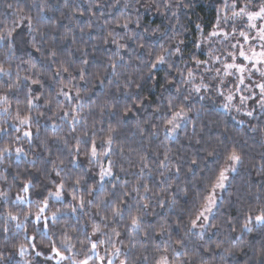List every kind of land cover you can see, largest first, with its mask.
Segmentation results:
<instances>
[{
    "label": "clouds",
    "instance_id": "1",
    "mask_svg": "<svg viewBox=\"0 0 264 264\" xmlns=\"http://www.w3.org/2000/svg\"><path fill=\"white\" fill-rule=\"evenodd\" d=\"M234 2L23 0L28 9L23 16L33 19L27 43L17 50L0 41L3 79L21 89L18 99L0 102V128L6 130L0 136H8L9 128L22 131L25 125L15 121L17 108L30 112L35 142L23 136L16 140V131L9 137L12 144L27 146L23 166L17 156L19 179L38 174L34 191H55L54 175L56 182L63 180L65 192L85 200L76 213L70 210L71 199L49 207V214L57 208L65 213L53 223L50 239L59 243L67 229L79 249L82 230L90 231V224L99 221L103 232L118 228L123 234V243L113 240L128 264H154L157 248L167 249L172 264H264V221L255 220L264 211V106L241 102L222 68L239 39L233 26L242 27L244 21L243 14L233 17ZM241 2L255 7L264 0ZM20 3L0 0V29L10 26L6 13L16 17ZM213 7L216 14L220 9L221 22L211 31L223 30L227 36L206 30ZM61 64L68 72L56 74ZM26 76L40 81L31 108L23 88L32 87ZM3 79L0 94L11 96ZM62 92L71 93V99ZM230 94L237 97L233 102L226 99ZM177 110L182 118L167 125ZM249 111L252 115L246 116ZM233 150L240 156L235 163L226 158ZM0 166L12 167V162L3 159ZM109 167L111 174L101 178ZM220 168L227 169L224 187L216 189L211 211L204 213L208 220L193 228L190 220L203 207ZM19 179L0 173V192L9 196ZM133 214L141 218L139 228L130 227ZM28 227L34 234L39 231L38 225ZM15 246L0 241V264L9 261V247Z\"/></svg>",
    "mask_w": 264,
    "mask_h": 264
},
{
    "label": "snow or ice",
    "instance_id": "2",
    "mask_svg": "<svg viewBox=\"0 0 264 264\" xmlns=\"http://www.w3.org/2000/svg\"><path fill=\"white\" fill-rule=\"evenodd\" d=\"M254 2L255 0H253V3ZM11 7L12 6L9 5V8ZM24 7H26V5H24ZM24 7H21L20 4H18L16 19L13 20V23L10 26L5 25L3 29H0V41H3L5 48L16 45L17 50H19V45L27 43L28 33L33 29V19L30 15L26 17L23 16ZM231 8L233 9V17H239L243 14L244 21L242 22V27L236 25L233 26V32L239 33V39L231 44L230 48L235 51H229L227 53L228 59L222 65L224 76L234 84L235 91L241 102H255L258 105L264 106V3L252 7L248 4L242 3L241 0H235L231 5ZM228 9L229 5L225 2L223 10L227 11ZM219 13L220 9H217L216 23L212 25L213 29L218 28V25L221 22ZM21 21L26 24V28L21 26ZM41 23H43V21H41ZM245 29H251L254 35L249 34V31ZM222 34L227 36V33L223 32V30L209 32V35L211 36H220ZM55 54L56 53H52V55ZM161 59V57H157L158 61ZM215 59L219 60V57H216ZM197 63L203 64L206 63V61L198 60ZM61 70L64 73L68 72V68L61 64L57 67L56 74H59ZM81 72H83V69H81ZM217 72L219 73L220 69H217ZM5 75H7L5 69L0 67V79H3ZM233 77H235V79H233ZM253 77H256V79H253ZM25 79L29 80V83L32 85V87H29L28 85L23 86L24 89H27L25 92L27 106L31 108L34 103L33 95L36 87H39L40 81L27 76ZM3 83L7 86L12 95L0 94V102L10 100L13 96L18 99V92L21 90L20 86L12 85L7 79H3ZM205 87H207V85H205ZM245 87L250 90L249 95H246L242 90ZM61 94L67 99H71V94L69 92H62ZM236 98V96L230 94L226 99L228 102H233ZM45 103H47V101H45ZM228 106V103L223 105L225 108H228ZM4 111H8V109L5 108ZM245 115L251 116L252 112H246ZM40 116L43 117L44 113L41 112ZM182 116V110L174 111L172 113V119L166 120L165 123L172 126L175 119L178 117L182 118ZM15 121L17 125L26 126L23 131H21L19 127L14 128V131L19 133L15 139L18 140L19 136H23L26 140L34 143L36 132L34 133L32 131L33 128L31 125L33 120L31 113L21 112L19 108H17ZM51 126L53 128L56 127L55 124H52ZM169 130L171 131V128ZM4 131L6 130L0 128V132ZM11 151H13L12 143H5L3 146H0V160L6 159V154ZM14 151L17 156H21L22 154L26 155L23 147L17 146ZM77 151H79L78 146ZM90 151L92 156L95 157L97 146L94 141L90 145ZM226 158L235 163L239 161L240 156L235 150H233L227 154ZM111 172L112 170L110 167L108 169H103L100 172V177L103 178L105 175H110ZM226 172L227 169L220 168L215 175L209 192L204 197L203 207L200 212L190 220L191 227H198L202 219L205 221L208 220L209 217L204 213L205 211H211V206L215 202L216 189L224 187L227 179ZM57 175L59 174L57 173ZM15 176L19 179L20 173L17 172ZM37 180L38 174L29 173L19 187L18 191L22 194H17L14 200L10 199L6 192H0V208L7 204L11 208L22 209V206L27 204L30 209L29 211L23 212V216L26 218L24 220L21 219L20 215L22 210L17 213L6 209L2 216H0V219L3 221V224L0 225V232L9 233L11 231L10 222H15V227L17 229L24 228L25 232L28 231L26 223L39 226V231L28 237V240L32 243H21L18 245L19 255L21 257L25 255L28 248H31L36 257L42 255L45 257L44 264H51L53 260L55 261V264H97V262H99V264H104L105 260L106 264H128L127 254H124L122 249L117 246V240H113V237H116L118 238L119 243H123V234L118 228H113L107 233L103 232L102 225L99 221L90 224V231L87 227L82 230L84 232V237L80 240L79 249H77L76 244L73 242L75 237H73L67 229L62 233V238L59 243L55 238L50 239L48 233L51 232L53 223L58 219H64L65 213L57 208L56 212L49 214V207L53 204H59L61 201L66 202L71 199L73 205L70 210L71 212L76 213L77 206L79 208H84L85 200L83 196L77 198L74 191L72 193L65 192L63 180H59V182H56L55 180L52 181L55 186V191L46 188L43 192H35L34 185ZM74 183L79 184V180L77 179ZM32 197L37 198L33 199ZM87 203L90 204L91 200ZM160 203L161 206L164 205L163 200H161ZM33 205L37 206L34 212L31 210ZM116 215H120V213L116 212ZM68 219L71 220V217H68ZM251 220L252 217L249 216L248 222H251ZM255 220L257 222L264 221V211H262L261 214L256 215ZM129 224L131 228H139L141 225V218L135 214L130 215ZM163 229V224L156 229L157 237L162 234ZM37 237H39V240H37ZM109 243L111 244V247L105 248V256H101L98 252V248ZM176 243L179 245L181 241L177 240ZM38 249H46V253L45 251ZM157 251L159 254L155 259L154 264H172L169 257L166 255V248L163 251L157 248ZM81 253H83V258H79ZM146 259L147 257H144V260ZM24 264H27V261H25ZM141 264H143V261H141Z\"/></svg>",
    "mask_w": 264,
    "mask_h": 264
},
{
    "label": "trees",
    "instance_id": "3",
    "mask_svg": "<svg viewBox=\"0 0 264 264\" xmlns=\"http://www.w3.org/2000/svg\"><path fill=\"white\" fill-rule=\"evenodd\" d=\"M219 2H222V0H218V3ZM24 3H23V0H21V3H20V6L21 7H24ZM87 5H83L82 6V9H86ZM24 11H28V9L26 7H24ZM201 15H204V12L202 11L201 12ZM215 16H216V8L213 7L212 9V23L209 24L207 26V31H211L212 29V25L215 24ZM6 19H7V22L9 23V25H11V22L13 19H16V17H13L11 12L9 13H6ZM86 20V17L84 18ZM146 19H150V18H146ZM155 23H158L159 22V18L157 17L156 20L154 21ZM21 26L25 27L26 28V24H24L23 21H21ZM4 79H7L6 77ZM37 91L39 90L38 89V86L36 87ZM71 94V93H70ZM13 100L16 99L15 96H13L12 98ZM26 128V126H23L22 128V131ZM32 131L35 133V129H32ZM42 132H43V129H42ZM14 133V129L12 128H9V135L8 136H0V146H3L5 143H11L9 137ZM24 147L26 148L27 146L23 143H15V144H12V147H13V151L9 152L6 154V159L9 161V162H12V167H7L5 168L4 166H0V173H2L4 176L7 177L8 180H12L13 176H15L16 174V169H17V164H16V161H17V155L14 151L15 147ZM25 157L24 156H20L19 157V164L20 166H23L24 165V162H25ZM27 178L25 176H22L21 179L19 180H16L14 181L16 187L13 188V190L10 192L9 194V198L14 200L16 195L17 194H22V193H19V187L21 186L23 180ZM53 180H57V178L53 175L52 177ZM51 187V185L49 186ZM33 199H36L37 197H32ZM12 210V211H15V212H20L21 210L23 211H28L29 210V206L28 205H23L22 206V209L21 208H11L9 205L5 204L2 208H0V216H2L3 212L5 210ZM35 210H33L34 212ZM3 224V221L2 219H0V225ZM29 225L31 224H27L26 223V227L28 228V231L25 232V229L24 228H20V229H17L15 227V222H10V228H11V231L9 233H4V232H0V241L2 242H5V243H9V244H15L17 247H15L14 249L9 247V261H6V264H24V261L25 260H28L29 261V264H44V260H45V257L42 255L40 257H36L34 255V252L31 248H28L25 255L23 257H21L19 255V250H18V245L21 244V243H26V244H30L32 243L31 241L28 240V237L31 236V235H34V233L29 229ZM37 240H38V237H37ZM105 248L106 246L105 245H102L98 248V252L99 254L100 253H105ZM38 250H42V251H45L46 253V249H38ZM79 258H83V255H80ZM51 264H55V261L53 260L51 262ZM97 264H99V262H97ZM106 264V262H105Z\"/></svg>",
    "mask_w": 264,
    "mask_h": 264
},
{
    "label": "rangeland",
    "instance_id": "4",
    "mask_svg": "<svg viewBox=\"0 0 264 264\" xmlns=\"http://www.w3.org/2000/svg\"><path fill=\"white\" fill-rule=\"evenodd\" d=\"M253 35H254V33H253ZM253 79H256V77H253ZM100 255L105 256V253L102 252V253H100ZM105 262H106V260H105ZM105 262H104V264H105Z\"/></svg>",
    "mask_w": 264,
    "mask_h": 264
}]
</instances>
